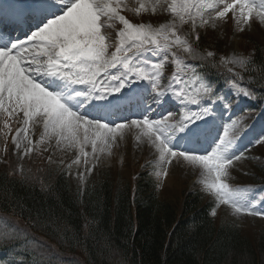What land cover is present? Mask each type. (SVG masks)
Wrapping results in <instances>:
<instances>
[{"label":"snow or ice","instance_id":"1","mask_svg":"<svg viewBox=\"0 0 264 264\" xmlns=\"http://www.w3.org/2000/svg\"><path fill=\"white\" fill-rule=\"evenodd\" d=\"M180 7L187 13L198 6L185 0ZM229 10L233 14L238 10L245 24L253 12L264 20V0L225 2L223 10L216 11V16L222 17ZM172 11L175 13L176 7H172ZM116 20L123 27L117 33L119 42L115 51L109 53L111 45L106 43L102 29L111 27L109 21ZM27 30L30 35L25 32L26 39L13 38L0 30V113L9 117L23 113V128L17 129V135L13 136L17 149L22 143L27 144L23 155L34 148L27 135L30 121L43 122L44 132L38 143L51 134L58 144L65 140L69 144L75 142L74 136L65 133L72 132L82 121L88 128L95 129L94 152L97 141L104 143L116 139L117 130L124 127L117 120L126 121L147 128L152 133L149 140L159 141L156 147L163 164L170 163L171 156L183 157L193 165L202 166L212 177L206 186L214 191L218 202L231 204L237 213L243 211L264 217V211L256 210L249 189H231L222 180L228 175L226 165L243 156V153L237 155L231 151L233 140L239 134L236 121L224 126L223 135L213 136L216 106L229 110L233 107L232 102L220 95L215 85L192 63H183L180 68L182 62L175 61L181 73H190V79L174 75L167 86L161 85L165 61L169 54L175 58V53L171 52L174 45L169 41V29L165 25L153 30L151 26L133 24L113 7L112 0H38L30 14ZM171 35L175 36V32ZM174 43L187 44V41L176 36ZM184 52L188 54V60L195 56L191 47H185ZM149 53L160 59L149 63ZM211 55L209 52L208 56ZM189 84L194 90H189ZM231 87L238 95L255 98L245 87L238 84ZM149 95L151 102L145 103V97ZM122 101L129 104L135 101L137 111L132 115L142 119L129 120L128 116L120 115ZM177 105L181 109L180 118L175 124H169L174 113L168 108ZM157 109L162 118L152 119ZM21 131L25 133L23 137ZM261 141L264 137L256 143ZM80 151L83 153V147ZM75 162H79V157ZM166 174L165 167L157 175ZM8 223L7 217H0V224L7 226ZM4 238H11V234L5 233Z\"/></svg>","mask_w":264,"mask_h":264},{"label":"trees","instance_id":"2","mask_svg":"<svg viewBox=\"0 0 264 264\" xmlns=\"http://www.w3.org/2000/svg\"><path fill=\"white\" fill-rule=\"evenodd\" d=\"M199 39L202 48H214L211 40ZM252 44L246 69L257 93L264 90V43ZM255 168L264 178V164ZM20 172L0 165V212L27 231L12 230L9 219L11 238L0 233V251H17L23 264H264V230L252 241L236 223L216 222L213 202L196 188L185 190L177 204L159 199L146 168L134 181L116 185L104 176L83 190L50 159L41 175L25 166ZM42 247L47 251H35Z\"/></svg>","mask_w":264,"mask_h":264},{"label":"rangeland","instance_id":"3","mask_svg":"<svg viewBox=\"0 0 264 264\" xmlns=\"http://www.w3.org/2000/svg\"><path fill=\"white\" fill-rule=\"evenodd\" d=\"M216 1L217 3L215 4L213 0H188V4H194L198 7L190 8V11L187 13L180 7L185 0H175V3L174 0H112V5L117 8L120 15L133 21V24L151 26L153 30L158 29L161 24L165 25V27L169 29V41L173 42V45L177 47L176 49H178L180 53H183L184 48L189 47L191 42L194 44L197 37V30H202V33L207 35V38L210 37L214 40L215 44L220 45L217 50L222 51L220 60H222L223 66L228 70H233L240 66L253 53L250 45L246 42L247 39L252 38L257 41L264 40V23H262L264 20H261L260 17L253 12L249 22L245 24L238 10L236 14H233L232 11L229 10L224 16L217 17L216 11H222L225 2L231 3L232 0ZM207 3L213 5V7L208 8L205 5ZM172 7H176L177 11L175 13L172 11ZM198 8L199 14H197ZM109 23L112 26L102 29V33L107 37L106 43L114 47L119 42L117 33L123 25L119 20L115 22L109 21ZM172 32H175V36L171 35ZM176 36H178L181 41L186 40L187 44L181 43L176 45L174 43ZM170 37L172 39H170ZM108 38L111 41H109ZM171 59L175 60L176 58L171 55ZM180 60L181 59L178 57L177 61ZM165 62L167 63V61ZM233 84L237 83L234 81L227 83V87L224 90L229 91V98L236 93L234 88L231 87ZM250 101H252V98L246 97L245 102ZM237 107L238 106L234 107L230 119L235 114L240 125V128L238 127V132L245 131V125H252L253 132L256 135L252 137L247 144L243 143L236 147V151L234 152L237 155L243 153V156L239 160H233L231 164L226 165L228 175L223 177L222 180L227 183L231 189H249L251 196L255 197L253 193L255 189H264V185H256L253 181V176H255L256 172L252 164L254 161H264V144L259 147L258 151L253 150L255 145H260L262 143V141L260 143H256V141L264 137V133L262 132L264 120H260V118L256 116L254 121L249 124L250 118L248 116L250 114L247 113L246 117L243 116L241 111L242 108L245 107ZM237 111H239L238 114H236ZM246 111H248V109H246ZM175 113L174 116L168 120L171 124L176 123L180 118V115ZM161 118L162 117H157L155 119ZM11 119L16 120L13 130L8 128ZM19 120L21 121L19 125H17ZM129 120H131V117H129ZM22 121L23 113H17V115L13 117H9L6 113H0V157L3 152L2 144L6 134L11 135L12 143L10 155L8 160L6 159L4 163V170H8V172L12 174L17 173L19 172V167L16 166L22 162L29 163L32 170L37 168L35 170L36 173H41V168L38 167L40 164L38 162V156L35 158L29 155L32 151L27 155H23L27 144L22 143L21 147L17 149L16 142L13 141V136L17 135V129L23 128ZM233 121L234 120H230L228 125H231ZM116 122L124 124L122 129L117 130L116 139L114 141L109 139L104 143L97 141L95 152L93 151L92 145V141L95 138V129L88 128V126L84 124H82L81 128L77 127L72 132L65 133L66 136L75 137V142L71 144H69L67 140L58 144L56 138L51 134L46 135L44 141L38 143L41 134L44 132L42 121H30L27 135L31 138L33 146L37 142L39 148L43 147L44 151H49L50 156H53L55 161L60 162V168H64L74 183L81 187L85 183L96 181L104 176L109 177L113 184L115 183L118 185L120 183H125L132 180L140 170L147 168L150 171V175L155 178L156 192L159 199L177 204L181 201L184 191L194 189V185H196V188L201 192L203 198L205 200H211L214 203V208L210 211V214L216 222L230 220L236 223L241 227L242 232L248 235L252 241H255V236L259 231L264 230V217L250 215L243 211L237 213L231 204L217 201L214 191L209 190L206 186L207 183L211 182L212 177L207 175L202 166L193 165L189 161L184 160L183 157L171 156L170 163L166 165L163 164L160 161L159 150L156 147L159 141L153 143L149 140V136H151L152 133L149 132L147 128H140L126 121L118 120ZM86 128L88 129L87 132H85ZM24 135L25 133L21 131L20 136L23 137ZM239 135L240 134L235 136L233 142H242ZM81 147H83V153L80 151ZM78 157L79 162L76 163L75 161H77ZM165 167L167 168V174L158 176L157 174L162 173ZM89 169H91V171H89ZM255 198L256 203H264V197H262V195ZM255 208L259 211L257 207ZM7 216L11 219L12 230L20 227L23 231H27L26 224L13 217L10 213H8ZM34 247L32 246V248ZM40 250L41 252L47 251L45 248ZM52 250H55L53 244ZM7 259L11 261V257H7ZM3 262L7 264L6 261Z\"/></svg>","mask_w":264,"mask_h":264}]
</instances>
